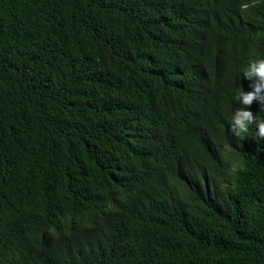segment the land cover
<instances>
[{"label": "trees", "instance_id": "trees-1", "mask_svg": "<svg viewBox=\"0 0 264 264\" xmlns=\"http://www.w3.org/2000/svg\"><path fill=\"white\" fill-rule=\"evenodd\" d=\"M258 57L264 0H0V263L8 238L12 264H264V138L231 126L229 71Z\"/></svg>", "mask_w": 264, "mask_h": 264}, {"label": "bare ground", "instance_id": "bare-ground-1", "mask_svg": "<svg viewBox=\"0 0 264 264\" xmlns=\"http://www.w3.org/2000/svg\"><path fill=\"white\" fill-rule=\"evenodd\" d=\"M202 1L203 0H197L198 3L199 2L201 3ZM217 1H219V0H217ZM162 24L167 29V26H168L167 24L168 23H165L164 21H162ZM154 25H156V24H154ZM248 25L249 24H245V23H235L233 21L231 30L230 31H226L228 33L227 35L229 36L231 31H235V32L243 31V32H247V33H249L251 35H256V32L254 30H251V29H249L247 27ZM193 26H195L197 29H200L203 32L207 31V29L209 27L207 24H205L203 22H199L198 24L193 25ZM182 38H183V42L186 43V44H189L191 39H193L194 41L199 43L201 46H204L205 48L207 46H209V43L206 40H196V39H194L193 37L190 36L188 31L183 34ZM140 39H142L143 42L146 45L149 44V42L147 40V37L142 36V37H140ZM255 40L258 42L259 38L255 37ZM148 47L155 49L154 46H152V42H151V45H148ZM211 51L214 52V51H217V50L212 48ZM224 53L228 54L229 52H224ZM160 55H162V54L156 52V56H160ZM136 58H138V59L133 60L131 63H128V65L131 68L135 69V70L141 71L146 76H154V74L149 70L148 67H149V65H154L155 66V60H156L155 57L143 56L141 54V55L136 56ZM169 62H170V60H169ZM229 71L231 73H235V74H237V73L241 74V72H242V71H235V70H232V69H230ZM133 74H135V73H133ZM158 75L159 74H157V77H158ZM161 78H162V80L164 79L163 76H161ZM119 84H120V86H123V87L127 86L126 82H120L119 81ZM166 89H168L169 91H174V89H171V88H166ZM229 98L232 101H234L231 97H229ZM258 107H259V109H262L264 111V105H260L259 106L258 102L256 101V104L251 109L253 115L255 114V112H257V108ZM219 133H220V131L218 133H216V135H219ZM248 134H251V139L253 141H255L254 139L258 140V137L256 136V131L255 130H252V129L248 130ZM94 135L97 137L96 133H94ZM226 152L227 151L223 149L222 157L225 156ZM219 159H221V158H219ZM221 161H222V165H221L222 169L227 170V171H229L231 173L239 174L240 177L244 179V175L246 173L245 172V170H246L245 165L240 164L239 161L235 160L234 158H232V157H230L228 155H226L225 159H223ZM104 184H105V187L108 188V193L110 194V188H109L107 182L105 181ZM221 185L224 186L222 183H221ZM55 189H56V185H52L51 191L52 192H56ZM90 189H91L92 192H95L96 194H98V196L100 198H102L105 202H107L108 204H110L112 206V203H111L110 199H108L104 195H101V194L97 193L93 188L90 187ZM116 189H117V187H113V188H111V191L114 192ZM162 189L163 188H159L158 190H162ZM87 196H88V194H87V192L85 190L84 194L81 197L84 198V197H87ZM127 198L136 199L137 201H139V197H138V195L136 193H129ZM68 205H69V207H67L63 212L61 211V214L59 216H63V219L65 221H73L75 219V217H76V210H74V208H76L75 201L73 203H68ZM72 206H73V208H72ZM34 207L36 209H39V211H40L39 214H37V218L36 217H31L32 220L36 221V222H34V225L35 226L36 225H40V226L45 225V227L47 228L49 226L50 222H51V218L47 216L49 211H50V209H51V205L42 204V206L40 208V206L37 203L34 202ZM79 207H82V206H79ZM126 209H127V207H126ZM149 209L150 210L155 209L154 204L150 205ZM88 224L91 226L90 223H88ZM20 231L23 232V233H26L28 235H34V233H35V231H33V230L32 231H28V230L20 229ZM126 236L128 238V233H126ZM40 238L43 239V240L45 239L42 235H40ZM6 239H7L6 243H4V241H2V238H1V242H3L4 247H9V250H4V254L1 257H3L5 259L3 264H12V261H13L14 256H15L16 244L13 243L12 240H10L8 238H6ZM17 262L21 263V260H17Z\"/></svg>", "mask_w": 264, "mask_h": 264}, {"label": "clouds", "instance_id": "clouds-1", "mask_svg": "<svg viewBox=\"0 0 264 264\" xmlns=\"http://www.w3.org/2000/svg\"><path fill=\"white\" fill-rule=\"evenodd\" d=\"M241 6L247 7L246 4ZM241 79L235 96L236 109L231 115V126L239 134L247 133L251 125L256 130V136L264 138V118L254 116L251 111L256 101L259 106L264 105V57L250 59L242 69Z\"/></svg>", "mask_w": 264, "mask_h": 264}]
</instances>
